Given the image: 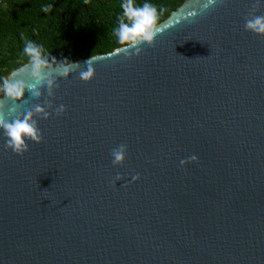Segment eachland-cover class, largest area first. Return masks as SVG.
<instances>
[{"label":"water","instance_id":"water-1","mask_svg":"<svg viewBox=\"0 0 264 264\" xmlns=\"http://www.w3.org/2000/svg\"><path fill=\"white\" fill-rule=\"evenodd\" d=\"M252 2L190 17L185 1L139 56H93L90 82L59 81L52 103L65 112L39 121L41 143L16 155L0 133V264H264V36L244 30Z\"/></svg>","mask_w":264,"mask_h":264},{"label":"clouds","instance_id":"clouds-1","mask_svg":"<svg viewBox=\"0 0 264 264\" xmlns=\"http://www.w3.org/2000/svg\"><path fill=\"white\" fill-rule=\"evenodd\" d=\"M222 3L223 0H193L194 10L189 15L196 17L205 14ZM260 6H264V0H253L243 26L247 32L264 36V15L255 14ZM121 8L122 15L118 17V25L113 30L121 47L112 55L125 53L139 56L143 45H154L155 38L161 32L158 21L165 10L162 7L158 10L149 0H144L142 4H137L136 0H123ZM42 11L50 12L51 6L44 7ZM22 54L27 58L26 63L13 71L9 78H0V133L5 138V150H10L16 155L27 152L30 142H42L40 120H47L52 115L60 116L65 112L63 104L54 107L52 103L59 88V81L76 75L81 82H90L95 75L93 62L96 60L91 57L83 65L68 58L57 60L42 44L30 39H25ZM27 98L42 102L21 110L20 103ZM127 151L128 147L124 143L111 150V162L114 167L125 162ZM197 161L198 157L192 155L188 160L182 159L179 163L184 167ZM121 179L122 177L117 175L114 183ZM131 179L136 181L140 177L135 175Z\"/></svg>","mask_w":264,"mask_h":264},{"label":"trees","instance_id":"trees-1","mask_svg":"<svg viewBox=\"0 0 264 264\" xmlns=\"http://www.w3.org/2000/svg\"><path fill=\"white\" fill-rule=\"evenodd\" d=\"M187 0H149L159 10L158 24ZM123 0H3L0 3V78L26 63L25 39L42 44L57 60L75 62L121 47L113 34ZM144 0H136L142 4ZM51 6L45 13L44 7Z\"/></svg>","mask_w":264,"mask_h":264}]
</instances>
